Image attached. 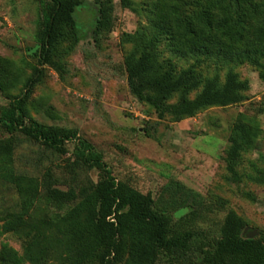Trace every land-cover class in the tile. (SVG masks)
<instances>
[{
    "label": "rangeland",
    "instance_id": "374dc122",
    "mask_svg": "<svg viewBox=\"0 0 264 264\" xmlns=\"http://www.w3.org/2000/svg\"><path fill=\"white\" fill-rule=\"evenodd\" d=\"M76 1L77 33L65 29L54 51L63 69L43 67L27 100L30 117L76 131L118 180L151 194L157 208L169 206L174 222L200 208L193 251L209 248L230 211L243 219L246 234L256 231L264 239V81L247 59L264 63V0H133L132 9L121 0ZM43 6L40 0H0V109L22 91L37 66ZM101 22L106 28L99 30ZM150 40L159 60L177 73L192 68L202 81L218 77L220 82L227 72L236 73L249 83L244 99L179 121L159 119L154 108L130 92L124 66L125 57L140 53ZM9 137L0 129V139ZM16 138L12 168L18 175L40 182L51 178L61 190L97 182L99 171L82 164L76 141L59 153ZM234 141L237 179L227 169ZM8 172L0 161V264L5 249L16 252L20 264H32L21 239L6 229L4 216L20 201ZM175 182L198 195L202 205L192 196L184 207L172 205L167 187L175 188ZM50 212L40 201L30 219ZM44 244L52 247L36 264H70L65 246L54 237Z\"/></svg>",
    "mask_w": 264,
    "mask_h": 264
},
{
    "label": "trees",
    "instance_id": "16d2710c",
    "mask_svg": "<svg viewBox=\"0 0 264 264\" xmlns=\"http://www.w3.org/2000/svg\"><path fill=\"white\" fill-rule=\"evenodd\" d=\"M40 2L44 6L37 35V66L22 91L7 107L0 109V129L11 135L0 139V161L9 168L7 181L20 198L17 209L5 214V225L8 232L21 239L29 261L38 263L52 247L44 243L54 237L56 243L65 246V259L70 264H264V239L243 236L246 224L233 211L226 214L220 236L207 244V250L202 248L197 253L193 251V243L198 232L193 227L200 208L174 222L168 213L169 206L157 208L151 194H143L118 180L91 146H83L76 131L47 126L30 117L27 100L41 80L43 67L61 71L62 65L54 58L55 48L65 29L73 36L77 33L73 17L76 0ZM121 4L132 9L133 0H121ZM99 27V30L106 28L102 22ZM247 59L264 81V63L252 57ZM124 66L130 92L154 108L159 119L171 116L179 121L208 107L235 105L244 99L249 89L248 81L232 71L226 73L223 82L218 77L202 81L192 68L175 72L159 60L154 40L140 53L128 54ZM199 88L194 97H188ZM175 94L179 97L172 102ZM16 135L40 142L59 153L66 152L67 142L76 141V147L82 149V164L88 170L99 171L97 182L91 181L77 191L72 187L61 190L53 186L51 178L40 182L18 175L12 168ZM238 155L239 146L234 141L227 165L233 179L238 177L234 169ZM174 186L173 189L167 187L172 205L184 207L190 196L194 204L202 205L196 198L198 195L182 184L175 182ZM40 201L52 212L33 221L30 212ZM1 261L20 264L17 253L11 249L3 250Z\"/></svg>",
    "mask_w": 264,
    "mask_h": 264
},
{
    "label": "water",
    "instance_id": "95a60500",
    "mask_svg": "<svg viewBox=\"0 0 264 264\" xmlns=\"http://www.w3.org/2000/svg\"><path fill=\"white\" fill-rule=\"evenodd\" d=\"M246 231H247V228H245L243 236H245L248 239H252V238L256 237L258 234L256 231H253L251 234H246Z\"/></svg>",
    "mask_w": 264,
    "mask_h": 264
}]
</instances>
